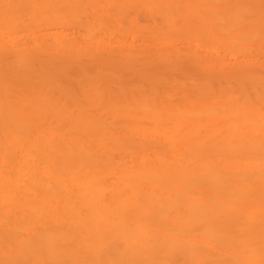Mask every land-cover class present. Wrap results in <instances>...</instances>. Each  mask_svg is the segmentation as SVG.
<instances>
[{
	"label": "bare ground",
	"instance_id": "bare-ground-1",
	"mask_svg": "<svg viewBox=\"0 0 264 264\" xmlns=\"http://www.w3.org/2000/svg\"><path fill=\"white\" fill-rule=\"evenodd\" d=\"M264 0H0V264H262Z\"/></svg>",
	"mask_w": 264,
	"mask_h": 264
},
{
	"label": "snow or ice",
	"instance_id": "snow-or-ice-1",
	"mask_svg": "<svg viewBox=\"0 0 264 264\" xmlns=\"http://www.w3.org/2000/svg\"><path fill=\"white\" fill-rule=\"evenodd\" d=\"M261 147H262V151H264V139H262ZM262 264H264V261H262Z\"/></svg>",
	"mask_w": 264,
	"mask_h": 264
}]
</instances>
